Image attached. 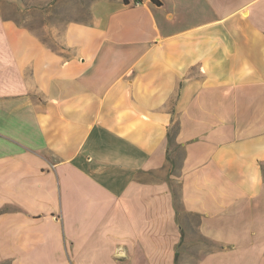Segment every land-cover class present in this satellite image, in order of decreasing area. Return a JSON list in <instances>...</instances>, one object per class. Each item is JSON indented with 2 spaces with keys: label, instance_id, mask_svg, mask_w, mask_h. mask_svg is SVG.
Instances as JSON below:
<instances>
[{
  "label": "crops",
  "instance_id": "0c3cea01",
  "mask_svg": "<svg viewBox=\"0 0 264 264\" xmlns=\"http://www.w3.org/2000/svg\"><path fill=\"white\" fill-rule=\"evenodd\" d=\"M9 1L0 264H264V0Z\"/></svg>",
  "mask_w": 264,
  "mask_h": 264
},
{
  "label": "rangeland",
  "instance_id": "374dc122",
  "mask_svg": "<svg viewBox=\"0 0 264 264\" xmlns=\"http://www.w3.org/2000/svg\"><path fill=\"white\" fill-rule=\"evenodd\" d=\"M5 9L16 17L19 24L31 29L47 46L54 50H58L60 47L61 30L65 23L86 21L89 17V6L84 0L53 1L40 11L27 6L22 9V12L19 11V14H17L19 8L9 1L5 5Z\"/></svg>",
  "mask_w": 264,
  "mask_h": 264
},
{
  "label": "built area",
  "instance_id": "2783aa9c",
  "mask_svg": "<svg viewBox=\"0 0 264 264\" xmlns=\"http://www.w3.org/2000/svg\"><path fill=\"white\" fill-rule=\"evenodd\" d=\"M133 3L138 5L140 2H139V0H133Z\"/></svg>",
  "mask_w": 264,
  "mask_h": 264
},
{
  "label": "trees",
  "instance_id": "16d2710c",
  "mask_svg": "<svg viewBox=\"0 0 264 264\" xmlns=\"http://www.w3.org/2000/svg\"><path fill=\"white\" fill-rule=\"evenodd\" d=\"M126 2V0H124Z\"/></svg>",
  "mask_w": 264,
  "mask_h": 264
}]
</instances>
